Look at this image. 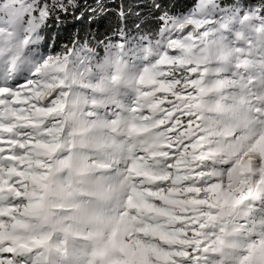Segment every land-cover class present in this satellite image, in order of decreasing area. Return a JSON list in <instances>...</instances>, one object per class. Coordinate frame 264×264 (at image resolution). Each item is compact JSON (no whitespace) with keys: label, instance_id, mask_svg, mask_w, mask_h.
Here are the masks:
<instances>
[{"label":"snow or ice","instance_id":"snow-or-ice-1","mask_svg":"<svg viewBox=\"0 0 264 264\" xmlns=\"http://www.w3.org/2000/svg\"><path fill=\"white\" fill-rule=\"evenodd\" d=\"M116 7L0 0V264H264V0Z\"/></svg>","mask_w":264,"mask_h":264},{"label":"trees","instance_id":"trees-1","mask_svg":"<svg viewBox=\"0 0 264 264\" xmlns=\"http://www.w3.org/2000/svg\"><path fill=\"white\" fill-rule=\"evenodd\" d=\"M84 3H95V0H82ZM167 2L174 6L177 11L183 10L189 5L192 0H167ZM104 3L108 4L112 9V12L103 17H96L95 22H89L88 20H77L72 17H68L63 20L62 23L50 25L51 34L53 36H59L61 41L71 39L74 34L87 36L91 34L95 38H103L105 35H113L119 27H121V21L115 14L117 5L123 3L131 11H136V6L141 4H150L151 0H104ZM250 4H258L259 0H248ZM147 11V9H145ZM144 23H147L149 27H155V20L151 15L144 17ZM129 30L134 29V25L137 23V17L130 15L124 22ZM102 55V53H101Z\"/></svg>","mask_w":264,"mask_h":264},{"label":"rangeland","instance_id":"rangeland-1","mask_svg":"<svg viewBox=\"0 0 264 264\" xmlns=\"http://www.w3.org/2000/svg\"><path fill=\"white\" fill-rule=\"evenodd\" d=\"M93 71H95V69L93 68Z\"/></svg>","mask_w":264,"mask_h":264}]
</instances>
